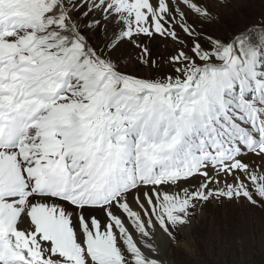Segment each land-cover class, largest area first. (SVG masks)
<instances>
[{"label":"rangeland","instance_id":"1","mask_svg":"<svg viewBox=\"0 0 264 264\" xmlns=\"http://www.w3.org/2000/svg\"><path fill=\"white\" fill-rule=\"evenodd\" d=\"M22 1L24 7L31 4L30 0ZM38 1L47 5L40 11L43 14L25 11L36 15L38 22L44 15L42 27L17 32L13 37L1 35L0 41L15 46L60 31L98 67L92 72L91 84L105 74L102 82L112 92L124 90L147 102H166L190 83L208 85L211 79L200 78V69L218 67L225 60L227 70L240 77L245 88L256 83L259 91H264V79L249 70L255 55L264 53L260 46L264 43L260 38L264 34V0H170L168 6L161 0L164 4L160 8L144 0L145 6L130 14L108 0L98 4L94 0ZM160 26L168 30L166 36L159 34ZM73 86L76 89L67 106L74 113L79 107L74 99L82 95V86L89 85L76 80ZM18 91L13 85L7 94L14 97ZM247 92L251 94V90ZM5 104L24 110L33 107H19L13 98ZM255 156L264 159V155ZM241 161L238 170H214L216 178L209 182L207 169L199 172L205 187L200 199L151 209L161 219L173 214L171 220L163 221L171 240L166 264H264V177L253 160L248 163L243 157ZM90 244L108 255L104 257L111 260L105 264H138L113 238ZM84 247L82 240L79 249L71 251L77 255L76 264H90L83 256ZM64 257L65 264L72 260V256ZM154 263L161 264L144 262Z\"/></svg>","mask_w":264,"mask_h":264},{"label":"bare ground","instance_id":"2","mask_svg":"<svg viewBox=\"0 0 264 264\" xmlns=\"http://www.w3.org/2000/svg\"><path fill=\"white\" fill-rule=\"evenodd\" d=\"M108 1L123 6L122 10L127 14L145 6L144 0ZM147 1L155 6L159 5L158 8L160 4H164L161 0ZM169 1L165 0L166 6ZM175 1L178 3V0ZM30 2L29 7L37 4L38 10L47 9L46 4L41 5L36 0ZM94 2L98 4L101 0ZM4 3L10 10L25 8L26 5H23L22 0H5ZM158 32L161 36L168 34L162 28H159ZM14 51V47L0 44V59ZM4 86L7 87L6 93L11 92L13 84L10 81L4 83ZM9 108L8 104H4V109L0 112L9 118L7 124L0 119V128L7 130L13 125L16 138L12 150L0 149V191L6 192L5 195H0V208L19 245L16 247L11 244V255L5 257L0 254L1 260L9 264H30L12 258L22 250L24 253L30 251L36 256L35 264H65L67 259L64 255L72 256L68 264H76L77 255L71 251L79 249L83 240L86 244L83 248L86 261L90 264H94L95 260L105 262L111 259L106 258L108 255L103 253L102 249L90 243L93 240L96 242L113 238L115 243L121 242L128 250L129 257L138 264H144L145 261L167 263L171 240L163 228V221L171 220L173 214L161 219L151 209L157 207L155 210H160L161 204L170 208L180 202L200 199L205 189L201 184L202 178L195 176L176 185L139 187L101 209L99 202L108 198L112 186L117 184L115 181L95 192L90 199L91 208H84V199L79 201L71 194L68 159L64 150L63 154L59 153L61 144L58 138L53 137V127L45 124L37 137L33 135V140L27 142L24 139L31 137L27 132L30 127H35V118L39 112L37 107L33 106L29 110L15 109L13 113L8 112ZM257 108L264 109V106L258 104ZM44 111L46 112V109ZM17 118H22V121L16 122ZM254 129L264 139V118L256 123ZM244 157L249 160L248 163L253 160L264 177V159L253 154ZM250 165L253 166L252 163ZM206 172L210 176L206 181L216 178L214 169H207ZM83 187L84 183L81 182L79 191H83ZM84 194L86 198V191ZM129 218L130 222L127 221ZM1 230L4 231V228ZM20 243L25 247H21ZM78 252L80 254V250Z\"/></svg>","mask_w":264,"mask_h":264},{"label":"trees","instance_id":"3","mask_svg":"<svg viewBox=\"0 0 264 264\" xmlns=\"http://www.w3.org/2000/svg\"><path fill=\"white\" fill-rule=\"evenodd\" d=\"M67 41L71 40L68 39L69 37H66ZM263 41H264V34L260 37ZM264 43L261 46V49H264L263 47ZM243 51V50H242ZM245 52V51H243ZM213 70V72L215 73L216 77H220L221 78V82L224 84L225 80H227L228 78H233L232 74L225 68L219 69L218 67L216 68H211ZM207 75H209V73H212L210 69H207L205 72ZM220 87H222V85H220Z\"/></svg>","mask_w":264,"mask_h":264}]
</instances>
